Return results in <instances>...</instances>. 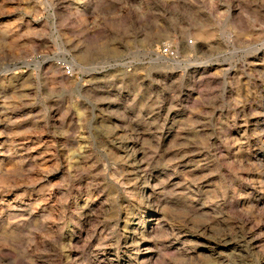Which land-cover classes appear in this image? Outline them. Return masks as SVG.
<instances>
[{"label":"rangeland","instance_id":"1","mask_svg":"<svg viewBox=\"0 0 264 264\" xmlns=\"http://www.w3.org/2000/svg\"><path fill=\"white\" fill-rule=\"evenodd\" d=\"M0 264H264V0H0Z\"/></svg>","mask_w":264,"mask_h":264},{"label":"bare ground","instance_id":"2","mask_svg":"<svg viewBox=\"0 0 264 264\" xmlns=\"http://www.w3.org/2000/svg\"><path fill=\"white\" fill-rule=\"evenodd\" d=\"M151 218V217H150ZM154 218V217H153ZM153 222V221H152ZM155 226V225H154Z\"/></svg>","mask_w":264,"mask_h":264},{"label":"built area","instance_id":"3","mask_svg":"<svg viewBox=\"0 0 264 264\" xmlns=\"http://www.w3.org/2000/svg\"><path fill=\"white\" fill-rule=\"evenodd\" d=\"M68 69V68H67Z\"/></svg>","mask_w":264,"mask_h":264}]
</instances>
